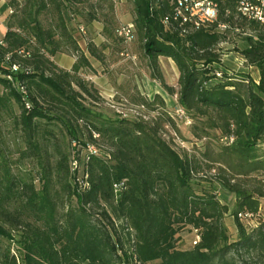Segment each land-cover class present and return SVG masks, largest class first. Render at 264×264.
I'll return each mask as SVG.
<instances>
[{"label":"trees","instance_id":"16d2710c","mask_svg":"<svg viewBox=\"0 0 264 264\" xmlns=\"http://www.w3.org/2000/svg\"><path fill=\"white\" fill-rule=\"evenodd\" d=\"M104 1L112 10L109 0L89 3L90 9ZM130 1L144 56L157 72L159 56L174 62L176 91L157 78L168 95L176 93L177 107L193 121L192 136L204 142L197 154H181L163 137L164 126L176 128L159 94L139 99L142 108L159 110L149 119L107 118L92 109L98 93L78 76L91 65L68 13L88 0H10L0 41V116L13 118L24 144L21 157L34 158L38 169L36 178L14 174L0 161V264H264V218L247 228L238 216L256 214L264 198V22L226 0L217 21L229 26L226 31L213 24L184 34L163 23L171 19L167 0ZM94 10L86 11L87 23L99 20ZM102 22L103 35L125 41L117 35L121 25ZM230 30L244 34L241 55L257 68V82L248 75L212 81L217 46ZM95 47L90 40L86 51L99 59ZM65 51L77 55L70 70L53 63ZM12 65L19 69L13 72ZM11 100L20 109L16 115ZM52 124L64 129L66 148ZM218 187L235 200L232 240ZM185 227L199 236L190 249L176 246Z\"/></svg>","mask_w":264,"mask_h":264},{"label":"rangeland","instance_id":"374dc122","mask_svg":"<svg viewBox=\"0 0 264 264\" xmlns=\"http://www.w3.org/2000/svg\"><path fill=\"white\" fill-rule=\"evenodd\" d=\"M10 0H0V23L6 27L11 8L8 5ZM99 0H88L85 4L72 5L68 10L72 17L69 27L73 31L80 51L88 58L91 68H81L78 76L88 83H91L97 91L99 99L92 101L91 107L103 117L112 118L123 115L128 119H133L138 115H144L149 119L159 111H148L147 108L139 106L140 97L152 100L155 94H159L165 101V109L172 115L176 131L169 126H164L163 137L168 140L173 147L182 154H197L202 141L195 140L191 134L192 119L188 116L180 117L175 113L177 108L176 93L168 95L161 85L158 73L165 85L177 90L178 71L171 59L159 56L157 58L158 72L151 68L148 59L144 56L138 36L133 32L130 41H121L114 37H106L102 33L103 19L106 24L116 27L132 22L134 18V7L130 0H109L112 3V10H109L107 2H101V9L93 10L99 20L86 22V11L90 9L89 3L95 4ZM77 7L79 10H77ZM84 8V9H83ZM83 27L84 32L80 31ZM4 33V27L0 25V37ZM244 34H239L237 30H230L225 33V41L217 46L219 61L212 65L215 79L221 80L225 76L236 78H246L250 76L255 82L258 81L259 73L256 67L248 66L245 63L241 50L246 46L243 39ZM93 40L98 58H94L86 51V44ZM105 45V47H102ZM77 55L71 51L58 53L53 57V63L59 69L70 70L76 61ZM156 76V77H155ZM3 91L0 86V93ZM11 109L14 115L19 113L18 104L11 100ZM49 128L55 134L61 148H66L68 137L60 124L50 125ZM24 144L20 137L18 128L13 126V118L7 113L0 116V161L4 158L11 167L14 174L32 173L36 178L37 165L34 158L21 157ZM260 153L264 154V141L259 143ZM81 171H79V175ZM205 173V172H203ZM35 185L39 187L37 179ZM198 187V186H197ZM216 197L223 204L228 206V213L223 218L227 235L230 240L235 238L236 228L234 226L231 212L234 208V197L227 191L218 187L215 191ZM264 218V198L259 200L258 212L246 218L245 225L251 228ZM196 232L189 227H185L176 234V246L180 249H190L195 244ZM12 248L15 245L12 244Z\"/></svg>","mask_w":264,"mask_h":264},{"label":"built area","instance_id":"2783aa9c","mask_svg":"<svg viewBox=\"0 0 264 264\" xmlns=\"http://www.w3.org/2000/svg\"><path fill=\"white\" fill-rule=\"evenodd\" d=\"M226 0H167L171 8V19L168 20L165 18L163 23L165 25H170L172 28H178L181 33H188L189 31H195L209 25L216 24L217 29L221 32L226 31L229 26L226 23H219V4ZM256 5H253L249 0H236L237 12L241 15L245 14L253 19H256L260 22H264V0H255ZM80 31L83 33L84 30L80 27ZM119 37L124 38L125 41H130L133 37V25L131 23L126 25H121L117 31ZM19 69L18 65H12L11 70L16 72ZM8 79L13 85L14 81L11 74L4 76ZM20 89L22 99L25 100L26 92L22 86L16 85ZM26 108L29 107V104L25 102ZM177 116L185 117V113L179 107L175 109ZM88 151L90 153H95L93 147H89ZM239 217L250 218L251 214H238ZM196 232V243L199 239V236Z\"/></svg>","mask_w":264,"mask_h":264},{"label":"crops","instance_id":"0c3cea01","mask_svg":"<svg viewBox=\"0 0 264 264\" xmlns=\"http://www.w3.org/2000/svg\"><path fill=\"white\" fill-rule=\"evenodd\" d=\"M0 25L4 27V33H5V31H6V27H5L3 24H1V23H0ZM4 33H3L2 36L0 37V41L2 40V38H3V36H4Z\"/></svg>","mask_w":264,"mask_h":264}]
</instances>
